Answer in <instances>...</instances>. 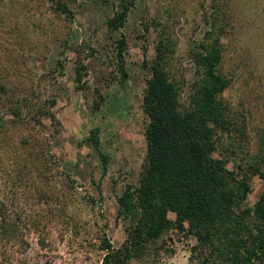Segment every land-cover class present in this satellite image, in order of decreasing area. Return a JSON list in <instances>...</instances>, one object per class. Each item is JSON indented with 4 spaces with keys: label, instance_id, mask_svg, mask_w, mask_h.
Here are the masks:
<instances>
[{
    "label": "rangeland",
    "instance_id": "obj_1",
    "mask_svg": "<svg viewBox=\"0 0 264 264\" xmlns=\"http://www.w3.org/2000/svg\"><path fill=\"white\" fill-rule=\"evenodd\" d=\"M118 1L75 0L62 13L49 0H0V264H100L99 239L113 248L124 240L133 219L117 216L116 197L136 184L144 157L142 60L153 57L159 32L176 39L172 63L185 82L179 103L187 104L194 75L186 50L200 37L211 0H134L123 26L109 31ZM220 9L226 30L218 71L228 81L220 97L231 123L217 135L215 156L239 173L264 136V0H224ZM121 35L126 77L119 82L114 46ZM17 105L22 115L12 120ZM92 127L104 172L83 141ZM248 183L244 204L251 207L264 176ZM192 242L185 231L167 229L147 257L128 264H193Z\"/></svg>",
    "mask_w": 264,
    "mask_h": 264
},
{
    "label": "trees",
    "instance_id": "obj_2",
    "mask_svg": "<svg viewBox=\"0 0 264 264\" xmlns=\"http://www.w3.org/2000/svg\"><path fill=\"white\" fill-rule=\"evenodd\" d=\"M49 1L55 10L70 13L68 4L75 0ZM223 1L211 0L203 16L201 35L191 40L186 50L194 75L187 85L186 105L179 103L185 82L176 76L172 63L175 37L165 31L157 33L153 57L142 60L146 70L141 93L146 118L145 152L136 184H126L116 197L117 216L131 217L133 221L125 227V238L119 247L113 248L105 237L99 239L97 247L104 251L100 264H128L132 258L147 257L155 241L170 228L185 231L193 238L188 255L193 264H264V187L251 207L244 204L250 176H264V136H260L257 154L245 162L239 173L215 156L217 135L228 131L231 123L227 105L220 97L228 81L218 71L220 38L226 30L220 9ZM133 3L134 0L118 1L106 19L109 31L123 26ZM114 48L122 82L126 77L122 35L115 39ZM0 90L5 91L2 85ZM20 107L12 111V120L22 115ZM83 141L96 149L104 172L107 159L98 149V128H90ZM23 144L27 146L23 167L29 174L33 152L27 141ZM168 213L173 214L172 219ZM0 229L6 231L4 222Z\"/></svg>",
    "mask_w": 264,
    "mask_h": 264
}]
</instances>
